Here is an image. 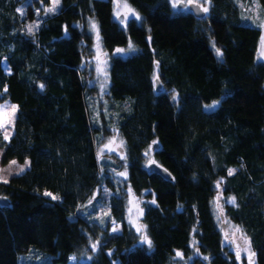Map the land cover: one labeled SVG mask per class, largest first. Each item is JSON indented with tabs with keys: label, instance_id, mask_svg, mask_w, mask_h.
Wrapping results in <instances>:
<instances>
[{
	"label": "trees",
	"instance_id": "obj_1",
	"mask_svg": "<svg viewBox=\"0 0 264 264\" xmlns=\"http://www.w3.org/2000/svg\"><path fill=\"white\" fill-rule=\"evenodd\" d=\"M126 1L140 21L122 27L112 0H60L56 11L51 0H0V103L17 106L12 136L0 133L2 163L29 162L0 181V264H18L32 246L53 263L74 254L82 264H173L175 251L195 250L202 264H239L218 226V183L224 217L264 264L260 28L244 22L238 0H209L203 18L170 0ZM89 19L106 50L136 49L111 58L105 99L82 67ZM112 129L123 161L99 158ZM147 152L170 179L149 170ZM102 183L110 217L90 220L82 211ZM129 192L151 201L141 202L139 230L127 219ZM112 220L121 232L110 231ZM145 236L150 249L137 244Z\"/></svg>",
	"mask_w": 264,
	"mask_h": 264
},
{
	"label": "rangeland",
	"instance_id": "obj_2",
	"mask_svg": "<svg viewBox=\"0 0 264 264\" xmlns=\"http://www.w3.org/2000/svg\"><path fill=\"white\" fill-rule=\"evenodd\" d=\"M172 6L175 4V11H189L188 5L190 3H197L204 10L205 8L208 12L209 9V0H170ZM239 5L242 8L244 22L246 24L259 27L261 30V37L258 47L257 58L259 61L264 62V0H238ZM113 3V17L117 18L122 16V20L118 21L122 27L130 19H135L137 22L140 19H137L129 9H132L134 13L138 14L133 8L129 6L126 0H112ZM182 3V6L179 7L178 4ZM127 5V7H125ZM60 6V0L58 3L56 0H51L49 9L50 11L58 10ZM139 16V14H138ZM140 17V16H139ZM40 20L32 24L33 27H36L39 24ZM95 25V28L93 27ZM89 31L92 34L93 42L90 47V53L88 56L83 57L82 67L87 72L88 82L90 85H94L97 88V95L99 99H105L104 94L106 93L108 86V67L112 57L122 56L126 57L135 53L136 49L132 45V48H129V43L124 46H118L111 50H106L100 40L99 30L93 19L88 21ZM214 48V45H212ZM122 49L123 51H117ZM3 68L5 71L9 72L8 64L3 61ZM17 114V106L10 101L6 100L0 103V133L5 141H8L12 136L14 131V122ZM5 136L8 138L5 139ZM5 147H0V169H3V172H0V176L7 178V181L10 180L15 175L23 173L29 166L28 160L24 162H17L11 160L6 164L2 163V158L5 152ZM100 160L109 158L111 155H115L120 160H124V147L123 143L118 137L117 131L112 129L110 136L98 149ZM147 162L148 164L154 162L151 153L147 152ZM12 161H15V164H11ZM27 162V165H26ZM23 168V172L19 170ZM235 171L234 168H231ZM233 171V172H234ZM125 169L121 172L125 176ZM220 183H218V191L215 197V203L217 204V218L218 226L222 233L223 244L224 246L233 253V255L239 260V264H256L255 261V252L252 250L250 245V240L245 236L239 225H235L229 222L226 217L223 215L222 203L226 200L221 195ZM49 193L44 191L43 194ZM111 190L102 183L98 188H96L93 193L90 201L84 206L82 213L84 216L88 217L90 220H105L110 217L109 209V196ZM50 198L56 197L55 195H45ZM228 200V199H227ZM142 201H149L143 196H135L132 192H129L128 198V207H127V219L128 222L137 230L140 229V220L143 214V208L141 205ZM231 201V199H229ZM110 231L111 232H121L122 226L121 223L115 221L110 222ZM115 229V230H114ZM239 229V230H237ZM139 246L150 249L148 243L144 242V239L141 238L138 243ZM197 241L192 239L191 245L195 247ZM181 253V256H177V253ZM254 254V255H253ZM204 259L200 257L197 252L194 250L193 254L185 257L181 251H175L173 256V264H202ZM18 264H82L81 261H77V258L74 254H70L69 259L65 263H53L51 260V255L37 247L32 246L29 251L21 253L18 255Z\"/></svg>",
	"mask_w": 264,
	"mask_h": 264
},
{
	"label": "water",
	"instance_id": "obj_3",
	"mask_svg": "<svg viewBox=\"0 0 264 264\" xmlns=\"http://www.w3.org/2000/svg\"><path fill=\"white\" fill-rule=\"evenodd\" d=\"M178 6L181 7L182 3H179ZM188 8L194 17L203 18L206 15L205 11L197 3H190L188 5ZM116 19L118 21H121L122 16L120 15ZM155 85H156V90H159V83L157 80L155 81ZM155 146H156V144L154 145V147ZM148 168L150 171H155V172L159 173L165 179H170V177H171V174L164 167L160 166L156 162H151L149 164ZM6 203H7L6 199L0 197V204H6Z\"/></svg>",
	"mask_w": 264,
	"mask_h": 264
},
{
	"label": "snow or ice",
	"instance_id": "obj_4",
	"mask_svg": "<svg viewBox=\"0 0 264 264\" xmlns=\"http://www.w3.org/2000/svg\"><path fill=\"white\" fill-rule=\"evenodd\" d=\"M56 2L58 3V0H56ZM173 6L175 7L176 5L175 4H173ZM125 7H127V5H125ZM51 10V9H50ZM129 11L130 12H132V14L133 15H135L136 16V18L137 19H140V17L138 16V14H136V13H134V11L132 10V9H129ZM204 11H207V9L205 8L204 9ZM93 27L95 28V25L93 24ZM29 31H31V27L29 28ZM129 48L131 49L132 48V45H131V42L129 43ZM117 51H123L122 49H118ZM217 55L218 56H221L222 55V53H220V51H219V49H217ZM8 137L7 136H5V139H7ZM153 143H156L155 141L153 142ZM16 162L15 161H12L11 162V164H15ZM26 165H27V162H26ZM23 168H21L19 171L20 172H23ZM4 170L3 169H0V172H3ZM233 171L234 170H232V169H230L229 170V175H231L232 173H233ZM0 181H3V182H7V178L6 177H4V176H0ZM45 195H51L50 193H45ZM53 199H56V197H53ZM231 203H234L235 202V200H234V198L230 201ZM115 230V229H114ZM237 230H239V229H237ZM144 242H146V243H148V245L149 246H151V241L150 240H148V238L145 236L144 238ZM93 247H95V246H93ZM254 255V254H253ZM177 256H181V253H177Z\"/></svg>",
	"mask_w": 264,
	"mask_h": 264
}]
</instances>
